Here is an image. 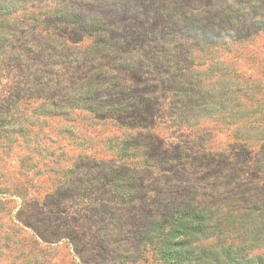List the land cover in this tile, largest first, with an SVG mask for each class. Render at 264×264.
<instances>
[{
  "label": "rangeland",
  "instance_id": "1",
  "mask_svg": "<svg viewBox=\"0 0 264 264\" xmlns=\"http://www.w3.org/2000/svg\"><path fill=\"white\" fill-rule=\"evenodd\" d=\"M227 248L264 263V0H0V264Z\"/></svg>",
  "mask_w": 264,
  "mask_h": 264
},
{
  "label": "trees",
  "instance_id": "2",
  "mask_svg": "<svg viewBox=\"0 0 264 264\" xmlns=\"http://www.w3.org/2000/svg\"><path fill=\"white\" fill-rule=\"evenodd\" d=\"M238 256H240V259L236 257V253H234L233 251H230L229 248H227V249H223V251L220 253L215 252V255H213V258L215 259V261H217L216 264H220L218 259H223V258H227L229 260L233 259L234 264H252L250 259H243L242 255H238ZM257 264H264V263L262 261H259Z\"/></svg>",
  "mask_w": 264,
  "mask_h": 264
}]
</instances>
